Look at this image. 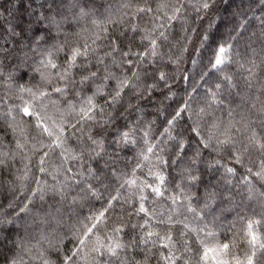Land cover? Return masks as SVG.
<instances>
[{
	"label": "snow or ice",
	"instance_id": "obj_1",
	"mask_svg": "<svg viewBox=\"0 0 264 264\" xmlns=\"http://www.w3.org/2000/svg\"><path fill=\"white\" fill-rule=\"evenodd\" d=\"M16 2L19 23L10 29L0 24V40L7 33L16 45L13 51L24 52V58L17 65L19 77L8 73L9 88L13 79L26 80L29 72L34 74L33 80L39 76V84L35 87L18 84L15 91L19 104H8L0 97V106L8 104V112L0 114V119L12 112L19 116V122L13 116L7 126L16 137L15 150H6L4 137L0 136V191L5 189L4 170L20 155V150L27 148L29 154L23 159L29 163L24 164L23 174L6 184L8 192L14 193L18 188L30 194L26 197L29 203L19 209L17 218L22 213L31 214L46 226L39 240L48 247L41 248L39 241L32 245L40 250L41 264H264V232L260 230L264 228V191L256 187L257 183L264 187V17L255 18L259 23L258 32L249 37L243 53L236 45L248 31L251 23L248 19L238 21L225 35L221 31L225 23L221 17L220 24L210 22L200 34L201 55L208 54L205 67L210 69L201 72V79L214 75L218 82L214 88L206 89L203 105L198 103L194 108L193 93H197V87L186 92L187 98L179 100L173 90L177 79L191 80L181 72L187 51L182 41L188 37L180 33L195 31L185 27L188 24L185 9L192 5L196 18L203 19L220 12V6L229 12L236 0H194V3L193 0H123L121 8L125 11L111 31L94 19L93 29L77 27L81 20L94 15V10L88 7L94 0H83V5L81 0H72L71 8L66 11L61 10L60 4H67L69 0H60V4L57 0H45L48 7L39 6L43 11L32 8L36 0ZM259 4L264 5V0H259ZM53 5H56L55 11ZM72 9L76 11L69 17L67 13ZM0 10L8 12L3 6ZM240 14L246 16V13ZM177 23L180 28L174 33ZM29 53L33 56L29 57ZM11 54L0 45V55L6 59ZM191 63L197 65L200 61ZM230 65L247 73L243 78L244 87L235 93L232 90L238 87V82L228 71ZM3 68L0 62V82L5 78ZM53 95L57 99H52ZM228 96L233 99L226 103ZM157 100L160 106L155 115L164 116L158 135L167 136L172 154L162 157L159 154L162 149L152 143L156 139L152 136L144 142L143 150L132 148L133 155L126 158L127 170L115 166L109 170L104 179L108 176L115 179L100 191L99 185L104 179L97 170L87 167L88 162L111 156L106 136L127 147L140 144L137 124L149 116L143 106H151ZM165 100L170 103L164 104ZM171 104L176 107L172 108ZM49 106L56 118L49 115ZM105 106L116 110L117 116L126 108L131 109L136 113L137 124L128 119L121 124L105 111ZM189 119L197 125L207 121L211 131L208 137L196 140L199 147L191 156L192 141L200 135L198 128L191 129L193 136L187 146L178 131L180 124ZM26 124L32 126L34 135L23 127ZM143 135L149 136V133L143 132ZM69 140H74L76 146L72 147ZM33 157L42 176L29 175ZM221 168L223 172L215 184L205 182L206 172L216 173ZM138 169L142 174H137ZM240 169L246 174L241 175ZM48 176L53 183L43 178ZM88 177L98 183L89 181ZM233 178H237L235 183ZM25 181L35 187H28ZM241 184L247 189L249 200L260 201V218H248L243 228L226 243H221L217 233L207 225L193 229L186 219H174L171 214L161 218L162 213L146 204L149 195L153 204L156 198L171 200L173 204L182 200L186 202L182 205L185 210L202 220L201 213L207 214L218 199L221 203H230L232 195H239V192L232 193V189ZM220 185L224 186L223 190ZM170 188L177 191L166 196ZM200 188L202 191H192ZM36 201L41 203L34 213ZM93 201L100 206L95 207ZM69 203L75 222L67 224L62 209ZM85 203L92 205L88 214L75 211ZM8 207L13 208V204L10 202ZM8 215L11 213L0 211V244L12 232L2 227L9 222ZM174 225L182 227L174 232ZM194 231L205 232L193 241L199 245L195 261L191 256L185 258V254L193 252L189 234ZM8 242L16 246L15 241ZM28 244L31 239H19L25 251H30ZM4 260L5 264H21L18 256L11 260L4 257Z\"/></svg>",
	"mask_w": 264,
	"mask_h": 264
},
{
	"label": "trees",
	"instance_id": "obj_2",
	"mask_svg": "<svg viewBox=\"0 0 264 264\" xmlns=\"http://www.w3.org/2000/svg\"><path fill=\"white\" fill-rule=\"evenodd\" d=\"M50 2V0H49ZM123 0H95V3H91L88 5V7L92 8L94 10V15L91 16L92 19L97 20L102 23V26H105L109 28L111 31L113 28H115L117 25L115 24V21H117L120 16L123 14V10L121 8ZM194 3V0H193ZM41 4L45 5V8L48 7V4L45 3V0H36V3L32 5V8L37 9L38 11H43L44 9H41L39 6ZM57 4H60V0H57ZM72 0H69L67 4H60L61 10H68L71 8ZM81 4L83 5V0H81ZM91 5V6H90ZM0 6H3V8H7L8 12H3L0 10V24L3 25L4 29H10L13 25L19 23V16L20 13L17 11L19 8L18 2L14 0L13 3H9L8 0H0ZM153 7H155V4H153ZM221 7L220 12H214L207 16H204L203 13H201L202 16H204L203 19H197V13L194 10L192 5H188L185 9V15L188 20V24L185 25V27L195 29V31H188L180 33L182 36L188 37L187 41H182V43L186 46L187 51L184 52L183 55V61L181 63V72L185 75H188L191 77L190 81H183L180 79H177L176 86L174 87V91L177 92L178 96L180 98H187L186 92L190 93L192 91L193 87H197L198 91L197 93H193V96L196 98V101L200 102V105L202 106L204 103V97L206 89L208 88H214L215 83L218 82L217 78L213 75L211 77H205L204 79H201V72H208L210 71L209 68L205 67L207 65V53H204L201 55V49H200V34L203 33L210 22H214L215 24H220L221 17L224 19V25L221 27V31L227 35L228 32L231 31L232 27L238 22L242 21L244 19H248L251 23L249 24L248 31L245 32L240 39V42L236 45V48L241 53L244 52L247 44L249 43V37L254 32H258L259 29V23L255 19L256 17H264V5L259 4V0H236V3L233 5L232 9L229 12L223 11V6ZM31 10V9H30ZM56 10V5H53V11ZM131 11V10H127ZM246 13L245 15H241L240 13ZM11 13V14H9ZM233 13L236 15L234 16ZM128 19V18H126ZM109 21H112L113 23H109ZM180 28V24H176V28L174 29V33L177 32ZM234 34V33H233ZM0 45H2L6 52L12 53L11 55L7 56L5 59L4 55H0V62L4 65L3 71L5 74V78L3 82H0V97L4 98L8 101V104L15 103L19 104L21 101L17 99L16 94V87L18 84L24 83L26 86L29 87H35L38 83L39 76H36V79L33 80L31 77L34 75L33 73H28V78L26 80H19V79H13L10 83L12 85L11 88H9V81L7 79L8 73H13L14 77H19L20 75V69L17 68V65L20 62V58L24 57V52L20 50L13 51V49L16 48V45L11 42L10 38L8 37L7 33H5V39L0 40ZM256 47H259L258 44L254 45ZM63 54H61V57ZM192 60L200 61L199 64L193 65L191 63ZM228 71L233 75V78L235 81L238 82V87L233 91V93L240 91L244 87V76L247 75V73L239 69L236 65H230L228 68ZM207 81V82H206ZM24 98L27 99V94H24ZM52 99H57L55 95H53ZM226 103L230 102L233 97L228 96L225 97ZM238 102V98H237ZM47 103V101H45ZM170 103V102H168ZM8 104H5L3 106H0V114H4L8 112ZM62 106V105H61ZM235 104H232V107H235ZM172 108H175V104H171ZM238 111H242V109H239ZM149 113V117L151 116V112ZM49 115H52L53 118H56V114L54 112V109L49 106ZM15 116L17 122H19V116L16 115L15 112H12L11 115L4 116L3 119H0V129L3 131H0V136L4 137V144L6 145V150H15V140L16 137L12 134L11 130L8 129V124L12 121V117ZM237 119H239V116H237ZM23 127L28 131L30 135H34L35 131L32 128L30 124L23 125ZM162 130V129H159ZM69 144L72 147H75L74 140H69ZM110 153V150L108 151ZM28 149L25 148L23 150H20V155L15 158V160L10 162V165L8 168H6L2 174L3 181L5 182V189L3 192H0V209H3V212L5 214L11 213V215H8L6 218L11 219L12 216H14L21 207H23L24 204L29 203L28 199H26L27 196L30 194L28 192L21 193L20 190L17 188L16 192H8L7 191V184L6 182L9 180H15V177L17 175H22L24 172V164L29 163L27 160L23 159V156L28 155ZM133 153L129 151H125L121 154V158L125 161L124 163H121L119 165V168L125 169V164L127 163V157L132 156ZM207 156V153H205ZM209 159H212L213 157H208ZM56 157H53V160H55ZM112 160V157L109 155H105L103 158L98 160H92L89 161L87 164V167H91L98 171L99 177L101 179H104L106 175H108L109 170L114 166L109 165V161ZM227 162V161H225ZM35 164V157H33L32 164H29V167L31 168V172L29 173L30 176L36 175V176H42V174L37 172L36 167L33 165ZM239 167V166H237ZM107 169V172L104 170ZM202 171H205L202 167ZM146 172V169L144 170ZM171 171V170H169ZM223 172V169L221 168L216 173H207L204 177L205 182L212 181L213 184L216 183V181L219 179L221 173ZM137 174H142L141 170H137ZM240 174L244 175L246 174L243 169H240ZM46 178L49 182V184L53 183L52 177H43ZM149 181L152 180L151 177H146ZM59 179H63V177H59ZM89 181H91V177H88ZM114 177L108 176V179H104V183L99 185L100 191L103 192L104 185L108 184L110 180H114ZM237 178H233V183L236 182ZM93 183H98V181H91ZM25 183L28 185V187H35L34 184H32L30 181H25ZM220 190H223L224 186L220 185ZM258 191H264V187H261L258 183L256 185ZM244 189L241 191V189ZM124 191V190H122ZM177 190L175 189H169L166 192L167 195H174ZM192 191H202V188L200 189H193ZM240 193L239 195H232V201L221 203L218 199L216 202H214L211 205V208L207 214L201 213V216L203 217L202 220L196 219L193 214L188 213L185 208L182 206L184 201H178L176 204H173L171 200L168 199H161L156 198L155 203H152V197L149 195V201L146 202L147 206L149 208L155 207L158 213H162L163 215L161 218H166L168 215H172L174 219H180L185 220L189 223V225L193 229H200L203 228L205 225H207V228L212 229L217 233V237L221 243H226L230 241L233 238V234L235 232L240 231L243 226L244 222L250 218L253 217L255 219L260 218V201L259 200H249L247 198V189L244 187L243 184L238 185L237 187L232 189V193ZM146 194H148V190H146ZM225 200H227V195L225 196ZM12 203L15 205L13 208H9L8 204ZM51 203V201H48ZM40 201H36V207L33 208V212L35 213L38 211L40 207ZM95 207H99L100 203L93 201L92 202ZM201 205L203 204V200H201ZM92 205H89L88 203L84 204V207L82 209H76L75 211L80 212L81 215L88 214V209ZM31 207V205H30ZM64 209H67V211H64ZM64 209H62L64 220L67 224L75 222V215L73 210L70 207V203L66 204L64 206ZM176 209L175 212L172 210ZM21 217H26L30 219L32 216L31 214H20ZM243 217V219H239ZM136 219H139L138 217ZM135 222V221H134ZM22 223L21 219H17L15 221V224H9L4 225L3 227L12 228V227H18ZM163 227V226H161ZM181 225H174L173 231L176 232L179 228H181ZM262 232H264V228L260 229ZM205 235V232H198L194 231L189 234V243L193 248L192 253L185 254V258L188 256H191L193 258V261L196 259V250L199 247L198 244L193 243L194 240H196L198 237H203ZM66 243V242H65ZM71 247V245H69ZM241 248L244 247L243 244L240 245ZM132 251V250H129ZM133 255H136V253L133 251ZM54 258V256H53ZM139 258V257H137ZM230 259V257H229Z\"/></svg>",
	"mask_w": 264,
	"mask_h": 264
},
{
	"label": "clouds",
	"instance_id": "obj_3",
	"mask_svg": "<svg viewBox=\"0 0 264 264\" xmlns=\"http://www.w3.org/2000/svg\"><path fill=\"white\" fill-rule=\"evenodd\" d=\"M95 3V0H94ZM91 6V5H90ZM76 11V9H72L67 14L69 17L73 15V13ZM92 18L91 16L81 20L79 22V25L77 27H87L89 29H93L94 26L92 24ZM33 54L29 53V57H32ZM24 57L20 58L23 59ZM31 63V60L28 61ZM39 84V80L37 81ZM177 99H181L177 95ZM136 102L133 101V104ZM164 104H168V101H164ZM199 101H196V98L193 100V107L196 108L198 106ZM160 106V101H155L151 106L144 105V111L145 112H151V116L147 117V119L139 124L135 121L134 117L136 116V113L132 112L131 109H125L124 112L120 115H116V110L109 109L107 106H105V111L111 113L112 116L115 117V119L120 120V123H124L125 119L131 120L133 124H137V139L141 141L140 144L127 147L123 144H120L119 142H113L114 138L111 136H106V141L108 142V151L110 150V154L112 156V160L109 161V165H114L115 167H119L121 163H124L125 161L121 158V154L125 151L132 152V148H135L136 151L143 150L145 147V141H149L152 136H155V141H152V143H155L159 145V148L162 149L160 151V155L162 157H167L168 155L172 154V145L168 143L167 136L166 135H158V133L161 131V123L164 119L163 114L159 116V118L156 117L155 112L156 109ZM192 128H198V131L200 133L199 136H196L195 140L192 141L191 144V151L189 152V156L192 155V153L199 147V145L196 144V140H199L204 137H208L211 134L209 124L207 121H200L197 125L193 122V119H189L187 123H181L178 131L182 136V139L184 141V144L187 146L188 140L190 137L193 136ZM143 132H148L149 136H144ZM175 158V157H174ZM34 167L35 164L33 165ZM167 170V169H165ZM107 172V169L104 170ZM3 192V191H0ZM21 193L27 192L24 189H20ZM15 207V205H13ZM0 211H3V209H0ZM17 219H21L22 223L18 227H12L5 229H11L12 232L9 233L8 237L5 239L3 244H0V264H5L4 257H7L9 260H11L13 257H20L21 258V264H41V258H40V250L38 248L32 247L33 244H36L37 241H39L41 248H47V243L44 241H40V233L45 229V225L39 224L38 221L35 220L33 216L30 217V219L26 217L17 218L16 214L11 217V219H7L9 222L5 223L4 225L9 224H15V221ZM14 221V222H13ZM2 225V227L4 226ZM31 239V244H28L27 247L30 249V251H25L22 247L19 245V239ZM15 241L16 246H13V243H9L8 241Z\"/></svg>",
	"mask_w": 264,
	"mask_h": 264
}]
</instances>
